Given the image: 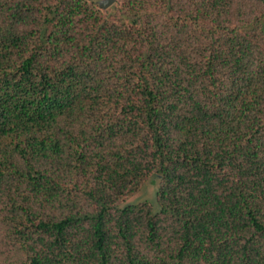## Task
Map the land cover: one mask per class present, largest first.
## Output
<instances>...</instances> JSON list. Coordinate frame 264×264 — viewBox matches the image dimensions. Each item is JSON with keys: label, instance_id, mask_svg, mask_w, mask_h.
Here are the masks:
<instances>
[{"label": "trees", "instance_id": "16d2710c", "mask_svg": "<svg viewBox=\"0 0 264 264\" xmlns=\"http://www.w3.org/2000/svg\"><path fill=\"white\" fill-rule=\"evenodd\" d=\"M0 264H264V0H0Z\"/></svg>", "mask_w": 264, "mask_h": 264}, {"label": "rangeland", "instance_id": "374dc122", "mask_svg": "<svg viewBox=\"0 0 264 264\" xmlns=\"http://www.w3.org/2000/svg\"><path fill=\"white\" fill-rule=\"evenodd\" d=\"M91 1L95 2L96 4H99L104 0H91ZM157 188H158V178L155 175H153L149 177L147 180H145L141 185L140 189L133 196L125 200L121 204V206L125 204H137L139 202L147 201L150 203L152 211L157 212L159 210V205L156 200Z\"/></svg>", "mask_w": 264, "mask_h": 264}, {"label": "water", "instance_id": "95a60500", "mask_svg": "<svg viewBox=\"0 0 264 264\" xmlns=\"http://www.w3.org/2000/svg\"><path fill=\"white\" fill-rule=\"evenodd\" d=\"M115 0H104L98 4L100 9H107L111 4L114 3Z\"/></svg>", "mask_w": 264, "mask_h": 264}]
</instances>
